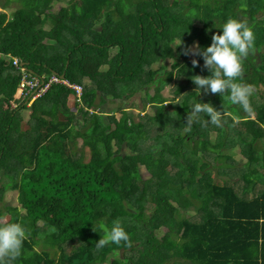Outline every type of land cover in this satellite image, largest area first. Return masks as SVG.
<instances>
[{
  "label": "trees",
  "instance_id": "obj_1",
  "mask_svg": "<svg viewBox=\"0 0 264 264\" xmlns=\"http://www.w3.org/2000/svg\"><path fill=\"white\" fill-rule=\"evenodd\" d=\"M8 1L19 7L10 15L0 8V202L17 193L16 205L2 208L6 222L28 233L13 264H264V0ZM229 18L255 34L238 81L255 86L252 111L209 92L212 106L225 113L221 126L194 123L186 133L187 115L202 103L191 77L211 73L202 56L193 55L194 68L183 53L210 46ZM164 52L170 71L161 65ZM15 59L35 76L95 83L74 109L67 104L71 89L51 85L31 103V126L21 132L18 111L27 105L16 97L22 68ZM178 76L185 84L175 96L185 85L188 91L168 110L161 91ZM141 93L142 106L153 109L142 116L158 129L153 139L125 111L94 113L105 99ZM77 139L90 152L86 162L73 159ZM237 148L242 164L224 154ZM234 173L240 192L228 183ZM258 183L260 192L248 198ZM190 208L196 219L178 218L179 209ZM115 221L132 247L97 249L101 225L110 229ZM162 226L168 229L157 237ZM40 239L60 250L56 262L35 251Z\"/></svg>",
  "mask_w": 264,
  "mask_h": 264
},
{
  "label": "clouds",
  "instance_id": "obj_2",
  "mask_svg": "<svg viewBox=\"0 0 264 264\" xmlns=\"http://www.w3.org/2000/svg\"><path fill=\"white\" fill-rule=\"evenodd\" d=\"M254 44L255 34L252 28L246 22L229 18L223 25L221 34L212 35L211 45L206 49L201 50L198 45H194L193 49H186L183 53L184 55L191 53L192 55L202 56L204 67L211 73L208 77L199 75L191 77L192 82L197 86L196 90L200 92L202 89L205 93L210 92L211 94H228V99L232 104L240 105L245 112H251L250 98L254 95L255 86L238 81L243 78L244 61L253 51ZM18 62L19 66L25 69L28 74L37 77L27 70L25 64V66H22L23 63L19 60ZM191 63L194 68L198 66V62L195 59ZM52 75L61 77L57 73ZM39 77H42L47 82L50 76ZM61 78L65 80L64 75ZM57 84L64 85L62 83ZM70 96L72 97V93ZM204 116L209 119H203ZM224 116L225 113L217 111L211 103L196 102L187 115L184 131L186 133L191 132L194 123H199L202 127H206L210 122L219 127ZM40 223H43V221H40ZM101 228L104 235L96 242L97 249H102L109 244L120 246L122 243L125 247H132L131 237L119 221L113 222L110 229L104 225H101ZM27 238L28 233L22 224L15 222L0 223V264H13V261L21 256L23 243Z\"/></svg>",
  "mask_w": 264,
  "mask_h": 264
},
{
  "label": "rangeland",
  "instance_id": "obj_3",
  "mask_svg": "<svg viewBox=\"0 0 264 264\" xmlns=\"http://www.w3.org/2000/svg\"><path fill=\"white\" fill-rule=\"evenodd\" d=\"M19 7L18 3L16 2H9L8 0H0V8H4L3 10L6 11V13L8 15H10L14 10H16ZM169 32L166 30L164 32V35L167 36ZM175 40V39H174ZM176 43H178V40H176ZM194 45H191L189 47V49H193ZM188 59L191 63V61L195 58H193V55L190 53L188 55ZM171 61L172 59L169 58L168 53L164 52L162 58H161V65H164L165 70L164 71H170L171 69ZM159 62L156 63L155 65L152 66L153 69H157V67L160 66ZM192 64V63H191ZM87 81V78L83 80ZM87 83V82H86ZM85 83V84H86ZM95 82H88V84H86V87L88 86H92L94 85ZM185 84L183 82V78L181 76H178V78H174L172 83L165 85L164 88H162L161 91V95L167 99L166 104V108L168 110L171 109V107L168 105L173 98H175V100L173 101L172 104H176L179 103L182 96L185 95L188 91V89H186V85L184 87H182L180 90H178V92L180 91V94L178 96H175V92L178 89L179 85ZM84 87L85 85L82 84ZM152 88V87H151ZM155 90L154 88L150 89V93L154 94ZM19 96V92L16 91V97ZM200 100L202 101V103H211V98L207 99L206 97H210L211 94L205 93L203 90L199 92L198 94ZM73 97L69 96L68 100H67V104L71 103L73 101ZM34 99L33 98H28L26 100L25 103H27V107L24 110H20L18 111V120H19V124H20V131L24 132L26 131L30 126H31V122L29 120L30 118V104L32 103ZM171 100V101H170ZM105 103L100 105L99 108L94 109V113L95 114H100L101 112H105L106 115L108 113L109 116H119V114H121L122 111H125L126 113L130 114L131 116H133V118H135V120H141L142 123L144 124V130L147 134V137L149 139H153L158 132L157 127H155L153 124H147L145 123L144 118H142L143 114H148V115H152L153 114V109L152 106L146 104V106H142V103L144 102V94H136L133 98L130 99H112V98H108L105 99ZM143 107V109H142ZM13 108V107H12ZM113 113V114H111ZM251 118H253V116H251ZM143 119V120H142ZM239 148V147H238ZM238 148L235 150V152H225L224 154H227L229 156L232 157V159H234V161H236L237 164H241L244 163V159L242 158V156L239 154L238 152ZM255 150L256 151H261L262 150V145L260 143H257L255 146ZM127 151V150H126ZM72 155H73V159H82L83 161H88L89 156H90V152L88 150V148L82 147L81 145V140L77 139V144L75 146H73L72 148ZM140 171L142 173V175L144 176V178H148L149 175L148 173H146L145 169L143 167L140 168ZM238 173L237 174H232L230 176L231 180H228V183L231 184L232 186H234V188L236 189L237 192L241 191V188L243 186V183L238 179ZM263 186V184H256L255 187H253L248 194V198H252L253 196H256L260 190L261 187ZM16 197H17V193L14 191H8L5 193V196L3 198L2 203L0 202V222H6L7 219L9 218L8 213H6L4 211V209L2 208L3 203H7L8 205H16ZM199 214H197L192 208H190L189 210H182L179 209V219H189V220H194L198 217ZM198 221V220H197ZM168 229V227L162 226L157 232H156V236L157 237H161L163 236L164 232H166ZM72 247L70 246V248H67V250H70ZM35 251L37 252H47L49 253L50 257L52 259L55 260V262L57 261V258L60 254V250L57 247H53L48 245L44 240L40 239L37 240V244L34 247ZM119 256H121V254H118Z\"/></svg>",
  "mask_w": 264,
  "mask_h": 264
},
{
  "label": "built area",
  "instance_id": "obj_4",
  "mask_svg": "<svg viewBox=\"0 0 264 264\" xmlns=\"http://www.w3.org/2000/svg\"><path fill=\"white\" fill-rule=\"evenodd\" d=\"M15 65H19L17 59L12 61ZM22 78L18 83L17 91L19 96L17 98L24 99L25 102L28 98L37 99L42 97L52 84L62 83L72 91V97L79 101L83 91L84 86L81 84H70L67 80H63L61 77L52 75L48 78V81L45 82L42 77H33L26 72L25 69H22ZM27 105V103H25ZM12 102V107H14Z\"/></svg>",
  "mask_w": 264,
  "mask_h": 264
},
{
  "label": "crops",
  "instance_id": "obj_5",
  "mask_svg": "<svg viewBox=\"0 0 264 264\" xmlns=\"http://www.w3.org/2000/svg\"><path fill=\"white\" fill-rule=\"evenodd\" d=\"M85 79H86V78H85ZM86 82H87V83H86ZM88 82H94V81H93L91 78H87V81H84V83H83V84L85 85V87H84L85 90H86V88H87V87H86V84H88ZM85 83H86V84H85ZM73 98H74V97H73ZM81 100H82V97H81V99H80L79 101H77V99L74 98L73 101H72L71 103L68 104V106L73 108L74 103H79V104H80V103H81ZM73 109H74V108H73ZM90 111H91V110H90ZM91 112H92V111H91ZM75 114H76V113H75Z\"/></svg>",
  "mask_w": 264,
  "mask_h": 264
},
{
  "label": "water",
  "instance_id": "obj_6",
  "mask_svg": "<svg viewBox=\"0 0 264 264\" xmlns=\"http://www.w3.org/2000/svg\"><path fill=\"white\" fill-rule=\"evenodd\" d=\"M22 66H25L24 63L22 64ZM55 74V73H54ZM61 77H63V75H61Z\"/></svg>",
  "mask_w": 264,
  "mask_h": 264
}]
</instances>
